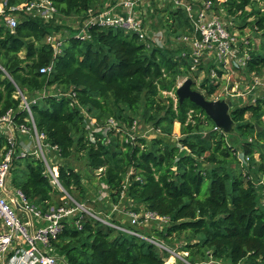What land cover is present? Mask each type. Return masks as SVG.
<instances>
[{"label": "trees", "instance_id": "obj_1", "mask_svg": "<svg viewBox=\"0 0 264 264\" xmlns=\"http://www.w3.org/2000/svg\"><path fill=\"white\" fill-rule=\"evenodd\" d=\"M23 1L10 0V4ZM117 1L54 0L57 12L49 20L19 12L14 31L0 24V114L12 109L15 126L35 128L64 161L86 160L88 170L99 172L116 203L126 198L133 203L127 209H148L169 217L162 227L150 224L145 231L128 216L114 221L79 211L55 242L59 254L68 264H166V258L173 256L170 250L174 251L167 243L176 237L186 242L180 247L189 252L186 258L191 263L199 253L205 263L264 264V94L254 102L233 105V132L216 129L202 107L166 94H176L178 78L196 70L178 46H148L130 32L96 26L90 29L91 39L76 36L74 24L85 19L90 9L101 10L107 2ZM211 1L227 17L242 19L241 32L249 24L264 37V0ZM163 3H168L170 16L178 15L176 30L182 29L171 35L191 28L183 7ZM56 16L71 21L66 23L69 31L61 27L62 22L52 23ZM151 28L158 29L154 23ZM49 34L64 38L58 55L47 43ZM247 37V71L264 75V43L252 47L251 36ZM51 64V73L40 71ZM210 68L200 64L196 70L197 75L208 72L202 83L208 97L219 87ZM53 86L56 92L51 91ZM24 97L32 117L23 107ZM137 117L152 123L163 136H171L179 122L177 141L149 134L128 140ZM8 144V137L0 134V150ZM239 150L250 157L251 165L243 170L237 167ZM48 162L51 168L57 167L64 191L78 202L90 180L73 165ZM14 163L19 167L14 184L31 202L45 210L56 205L55 197L65 195L51 183L41 156L27 153ZM18 174L24 178L20 180ZM78 219L81 229L76 226Z\"/></svg>", "mask_w": 264, "mask_h": 264}, {"label": "built area", "instance_id": "obj_2", "mask_svg": "<svg viewBox=\"0 0 264 264\" xmlns=\"http://www.w3.org/2000/svg\"><path fill=\"white\" fill-rule=\"evenodd\" d=\"M142 1L146 0H121L116 3L108 2L101 10L90 9L85 19L74 24V29L77 30L76 36L82 40H89L91 39L90 29L93 26L114 28L137 35L148 46L152 44L160 46L163 36L161 34L160 37V31L151 28L152 21H149V14L142 15L139 5ZM156 1L173 2L175 7L185 9L191 28H188L186 32L174 35L175 39L173 40L176 46L181 49L180 54L193 63L194 69H197L200 64L211 65L210 76L212 78H221V76L236 70L240 79L235 81L230 87L232 89L227 92L234 98L245 99L252 98L259 93L264 94V75L250 74L247 71L250 59L247 48L250 39L247 35L243 36L241 32L238 33L221 16L213 1ZM19 12L39 15L49 20L57 12V7L54 0H24L18 4H10V0H0V24H4L14 31L19 23ZM46 40L52 45L55 55L62 52L64 38L57 34H49ZM52 70L53 64L40 69L42 73H51ZM187 78L188 76L178 79V84L181 85ZM43 94L46 95V92ZM220 97L222 96H217L215 99ZM252 102L254 101L252 100ZM23 107L32 117L30 102L25 97L23 98ZM14 118L15 114L12 109L5 114H0V130L8 128L12 130V133L17 130L24 135L33 131L39 137H44L40 136L35 128L32 130L26 124L16 127ZM94 121L96 122L95 119H92V124L95 123ZM110 123L116 125L114 119H110ZM136 126L137 121L134 122L132 128ZM133 134L132 131L128 140L134 139ZM7 137L9 144L5 147L0 159V264H68L55 246V242L59 240V236L64 231L66 222L79 211L87 212L95 217L96 215L79 203L72 205L65 202L60 205H52L44 210L31 202L21 188H10L8 185L11 182L10 176L14 161L27 153L17 154L14 135ZM241 156L242 159L239 155L243 162L249 161V156L244 153H241ZM43 160L47 164L51 183L62 188L57 168L48 166L45 157ZM126 215L131 223L137 226L149 222L169 221V217L148 209L141 211L126 209ZM102 220L134 235L143 236L134 230L118 226L105 219ZM76 226L82 228L81 219L76 221ZM154 242L161 248L170 250L166 245Z\"/></svg>", "mask_w": 264, "mask_h": 264}, {"label": "rangeland", "instance_id": "obj_3", "mask_svg": "<svg viewBox=\"0 0 264 264\" xmlns=\"http://www.w3.org/2000/svg\"><path fill=\"white\" fill-rule=\"evenodd\" d=\"M139 5L141 6V13L143 14H147V10L150 11L152 17L149 18V21L151 23H154L155 26H157L158 29H156L157 31H160L159 36L161 37L162 34V41L160 43L161 47H164L165 49H170V48H176V44L174 42L173 39H175L174 34L171 35L169 32H174V31H180L182 29L176 30L178 28H180L179 25V18L177 14H172L171 16L176 18L173 19L170 16V9L168 6V3H163V2H152L149 0L146 1H142L139 3ZM264 5V3H263ZM221 16L227 21L229 22L232 27H234L237 32H241V29L239 28L240 25H244L242 19L239 18H234V17H227L224 13V11H218ZM62 17H54L52 23H54L55 25H59L61 22L63 23L61 27L63 28H67L69 31V26L66 25V23H70V20H66L64 19L63 21H61ZM253 18H249L247 21H251ZM171 24V25H170ZM66 29V31H67ZM155 30V29H154ZM67 31V32H68ZM245 35H250L251 36V42H252V47H257L259 46L261 43H264V37L262 35V33L260 31H257L255 29V27L250 26L249 24H247V26H245V28L243 29V31L241 32ZM244 36V35H243ZM177 49V48H176ZM176 55V54H175ZM180 55V54H177ZM187 61H189L187 59ZM197 70V69H196ZM196 70L193 71L188 77L194 80V84H193V89L198 90L199 92H201L202 94L205 95V97L207 99L213 100L215 99L217 96H226L227 98H231L233 101V105H238V104H244V103H249L255 101V99H257L259 96L262 95V93L256 94L255 96H253L252 98L247 97L245 99H240L237 97H233L231 95H229L227 92L228 90H231L232 88L231 85L237 81L238 79H240V75L239 73L235 70L232 71L229 74H226L225 76H221V78H215L216 82L219 83V87L217 89V91L214 93L213 96L208 97L206 95V91L203 89L202 87V83L205 79V77L208 75V72L206 70H204L203 72H200L198 75L196 73ZM181 77H179L178 79H181ZM179 85V84H178ZM177 85V86H178ZM55 87L53 86L51 87V91L52 92H56L55 91ZM166 94H170L172 97L176 99V94L175 92H166ZM233 105L231 107V110L233 108ZM249 116V114L247 115ZM137 126L135 128H132L133 131V135L136 136H146L149 134L148 137H154V136H160V137H164L167 141L169 142H176L179 135H180V124L179 122H175L174 124V132L171 136H163L161 134H158V132H156L154 130L153 124L150 123H146L144 119L137 117ZM105 121V120H104ZM103 121V124L106 123ZM95 122V121H94ZM108 124H105V126ZM91 125V129L92 131L94 130V126L92 124ZM93 127V128H92ZM4 129V130H3ZM2 130H0V134L7 136H12L14 135V138L16 140V145H17V154H21L22 152L28 153V154H35L38 156H41L42 158L45 157V159L54 163V164H58V163H64L66 165H73L76 168H78L80 170V172L82 173L83 176H85V178L87 180H90V184H88L89 186L85 188V192L82 196L79 197V204L83 205L84 207H86L89 211L93 212V213H98L97 215H100L103 218H108L111 217L114 221H121L124 219V217H127L126 215V207H128L129 205H132V201H126V198H121L119 203H116L113 200V197L110 195V193L108 192L106 186L100 181V176H99V172H93L91 173L87 166H86V160H67L64 161L63 159H61L58 154L56 153L55 149L51 147L50 144H48L47 142H45L44 137H39L35 132L31 131L30 133L24 135L21 134L20 131L15 130L14 133H12V130L8 129V128H3ZM105 133V132H104ZM109 139L111 140V138L109 137ZM2 153L3 150H0V159L2 158ZM241 153H243L242 151L239 150L238 152V156L240 155L241 159ZM255 158L258 161L259 159V153L255 154ZM240 159V162L237 164V167L239 170H243L248 168L251 164L250 161H248L247 163H244L243 160ZM49 162H48V166H49ZM19 168L15 163L14 166L12 167V171H11V182L9 183V187L10 188H15L17 187L14 184V177H15V169ZM57 168L56 166L54 167V169ZM17 178H19L20 180H22L24 178V175L18 174ZM62 191H64L63 188H60ZM65 195H59L57 197H55V203L60 204V203H71L72 205H75L76 203H78L76 201V199H74L73 197H71L69 194H67L64 191ZM126 201V202H125ZM130 209V208H129ZM150 224H155L158 227H162V224L159 222H149L147 224L142 225L141 229H144L145 231H149V226H151ZM149 225V226H147ZM186 242H182L181 239H176V237H173V239L171 240L170 243H167L170 247H173L174 251H176V253L173 254V256L171 257H167L166 258V264H220V263H216L215 261H209L207 263L203 262V258H201L199 253L195 254V262L191 263L190 261H188L187 255H188V251L183 252V250L181 249L180 245H184ZM196 247H194L192 250L196 251Z\"/></svg>", "mask_w": 264, "mask_h": 264}, {"label": "water", "instance_id": "obj_4", "mask_svg": "<svg viewBox=\"0 0 264 264\" xmlns=\"http://www.w3.org/2000/svg\"><path fill=\"white\" fill-rule=\"evenodd\" d=\"M194 80L187 78L181 85L176 88V95L180 102L190 99L206 112L212 121L225 133L234 131L235 125L231 115L233 101L224 96L219 99H207L204 94L193 89Z\"/></svg>", "mask_w": 264, "mask_h": 264}, {"label": "crops", "instance_id": "obj_5", "mask_svg": "<svg viewBox=\"0 0 264 264\" xmlns=\"http://www.w3.org/2000/svg\"><path fill=\"white\" fill-rule=\"evenodd\" d=\"M121 0H118V2H120ZM108 3V2H107Z\"/></svg>", "mask_w": 264, "mask_h": 264}]
</instances>
